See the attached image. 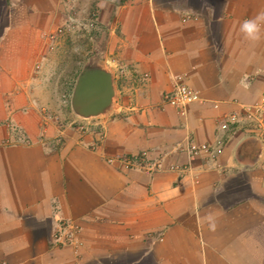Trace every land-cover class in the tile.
Masks as SVG:
<instances>
[{
    "label": "crops",
    "instance_id": "obj_1",
    "mask_svg": "<svg viewBox=\"0 0 264 264\" xmlns=\"http://www.w3.org/2000/svg\"><path fill=\"white\" fill-rule=\"evenodd\" d=\"M258 11L264 0H0V264H264V126L249 117L264 40L239 31ZM91 68L110 76V104L87 133L61 131L52 114L81 116L59 93ZM179 75L204 101L184 115L164 98ZM189 141L219 153L190 159ZM157 161L180 169L148 173ZM62 221L80 228L71 243L53 237Z\"/></svg>",
    "mask_w": 264,
    "mask_h": 264
},
{
    "label": "built area",
    "instance_id": "obj_2",
    "mask_svg": "<svg viewBox=\"0 0 264 264\" xmlns=\"http://www.w3.org/2000/svg\"><path fill=\"white\" fill-rule=\"evenodd\" d=\"M166 102L173 107L180 115H184L187 111L189 105L194 103H203V99L200 97L199 93L192 88H190L185 80L183 75H179L172 84L171 89L165 94ZM255 109V110H254ZM252 113L249 114L250 118L257 117V121L260 127L264 126V121L262 120L263 112H264V103L257 102L255 104V108ZM236 118L234 116H230L228 118L229 121H233ZM223 128L227 127V124L222 125ZM259 128V127H257ZM86 132L87 127L83 128ZM264 138V128L262 129V133ZM181 150L185 151L190 159H194L201 155H205V158L214 159L215 156L219 153V148L216 146L215 148L206 143H195L189 141ZM144 160V157L141 158ZM167 170H179L180 167L170 166L165 167L161 161L155 162L153 165L149 166L147 170L149 172H155L159 169ZM182 170V169H181ZM80 231L79 226L74 222L62 221L58 228L54 230L53 237L58 244L71 243L74 241L76 234Z\"/></svg>",
    "mask_w": 264,
    "mask_h": 264
},
{
    "label": "water",
    "instance_id": "obj_3",
    "mask_svg": "<svg viewBox=\"0 0 264 264\" xmlns=\"http://www.w3.org/2000/svg\"><path fill=\"white\" fill-rule=\"evenodd\" d=\"M111 96L110 76L103 70L91 68L79 75L70 105L76 114L89 118L103 113L110 104Z\"/></svg>",
    "mask_w": 264,
    "mask_h": 264
},
{
    "label": "rangeland",
    "instance_id": "obj_4",
    "mask_svg": "<svg viewBox=\"0 0 264 264\" xmlns=\"http://www.w3.org/2000/svg\"><path fill=\"white\" fill-rule=\"evenodd\" d=\"M92 16H93V14H92ZM61 30H62V28L57 29V31H61ZM67 90H68V88H67ZM59 94H60L59 95V100L60 101L58 102V108H60V110L66 108V107H69V108L72 109V107L70 105L72 92H70V91H66L65 92L64 91L63 93H59ZM94 117H96V116L89 117V118L76 117V116H72V117H68V116H64L63 117V116H61L60 117L57 114H52V117L48 118L47 120L53 121V123L61 131L72 130V132H77L79 134H81V133L85 134V133H87V131L84 132L85 130H82V129L85 128L84 127V126H86L85 124L88 125L87 128H89V130H90V127H94V124L92 123V122L95 121ZM43 120H46V118H44ZM88 133H89V131H88Z\"/></svg>",
    "mask_w": 264,
    "mask_h": 264
},
{
    "label": "clouds",
    "instance_id": "obj_5",
    "mask_svg": "<svg viewBox=\"0 0 264 264\" xmlns=\"http://www.w3.org/2000/svg\"><path fill=\"white\" fill-rule=\"evenodd\" d=\"M239 31L245 40L253 44H259L264 40V11H258L254 16L243 20L240 23ZM205 219L208 222L209 229L215 231V217L208 215Z\"/></svg>",
    "mask_w": 264,
    "mask_h": 264
}]
</instances>
